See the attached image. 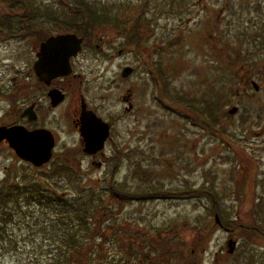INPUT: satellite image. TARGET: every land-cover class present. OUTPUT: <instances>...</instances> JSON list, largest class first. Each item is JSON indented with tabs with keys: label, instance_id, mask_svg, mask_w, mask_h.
<instances>
[{
	"label": "rangeland",
	"instance_id": "1",
	"mask_svg": "<svg viewBox=\"0 0 264 264\" xmlns=\"http://www.w3.org/2000/svg\"><path fill=\"white\" fill-rule=\"evenodd\" d=\"M29 1L36 9L76 8V0ZM85 1L114 11L122 2L118 9L125 27L139 18L142 45L138 51L129 44L126 29L104 25L93 30L94 47L85 51L80 62L89 98L104 100L108 116L119 118L109 148L114 144L121 154L113 156L108 151V163L97 168L86 159L82 162V156L61 155L59 145L51 162L36 171L4 144L0 146V180L38 178L57 164L72 172L70 179H57L62 194H71L75 186L104 189L107 182L141 195L153 193L152 189L173 193L123 205L103 198L110 213L98 221L108 232L107 264H129L130 260L112 234L138 230L169 237L180 234L164 251L166 255L163 252L170 264H264V0H147L146 5L144 0ZM20 14L22 9L13 0H0L1 20L10 17L17 22ZM19 28L17 24L12 32L0 28V78L6 80L29 61ZM11 33L16 38L8 39ZM124 67L131 72L121 78ZM157 69L164 74L161 80ZM23 78L18 77L17 83H23ZM162 81L173 96L211 105L218 125L211 120L213 129L206 130L196 124L194 114L204 117L200 108L183 114L163 107L156 99ZM252 81L259 86L257 91ZM7 85L11 91L13 85ZM127 94L132 108L123 116L121 99ZM232 106L237 110L229 115ZM0 109V115L7 109L2 102ZM59 113L58 136L73 142L68 122L63 117L59 120ZM246 171L249 178L244 182ZM200 187L214 193L215 206L207 196L181 194ZM18 208L5 225V238L0 239V264L61 263L64 250L59 231L49 226L53 214L32 204ZM215 214L223 228L215 223ZM224 222L235 229L226 228ZM118 223L125 229H117ZM241 225L256 227L258 236ZM96 239L94 244L100 241ZM229 239L235 241L231 253ZM82 240L92 242L88 236ZM91 258L93 264L99 262Z\"/></svg>",
	"mask_w": 264,
	"mask_h": 264
},
{
	"label": "trees",
	"instance_id": "2",
	"mask_svg": "<svg viewBox=\"0 0 264 264\" xmlns=\"http://www.w3.org/2000/svg\"><path fill=\"white\" fill-rule=\"evenodd\" d=\"M13 2L16 7L22 9V14L18 15L19 17L17 18V25L20 26L18 31H22L20 33L21 36L25 35L23 31H26V22L28 20L42 17L44 19H50L51 21V25L45 27L49 32L53 30L73 32L86 38L89 44L91 43V46L93 45V30L104 25H113L117 28L122 27L126 29L127 40L129 44L135 46L137 51L142 45V37L138 24L139 18L129 27H125L126 22L121 20V16L123 15L122 9H118V6L122 2L117 3L115 11L113 9H107V7H92V3L85 0H76V8L74 9L72 7H61L56 10L51 8L44 10L36 9L29 0H13ZM146 3L148 1L144 0V5ZM141 12H144L143 8ZM37 35V38L41 37L39 34ZM156 73L158 79L161 80L164 76L162 71L157 69ZM160 87V104L167 108V110L184 114L188 109L196 110L194 108H200V112L204 117L200 118L193 113L192 119L196 124L206 130L213 129L210 125L211 120H213V125H218V122L216 123L215 119L212 118L213 108L208 103L200 106L196 101L183 100L175 95L173 96L168 91V84L165 82L161 83ZM69 169L63 165L52 164L38 178H25L17 182H10L7 178L0 180V239L5 238V225L7 222L12 221L15 209L19 211L20 209L18 207L20 204H32L42 210H48L53 214L49 217V226L54 231L56 228L59 231L57 235H59V241L64 250L59 258L61 259V263L93 264L91 257H94L96 261H99L97 264H107L105 262L107 260L105 244H107L108 232L101 228L98 221L99 217L104 215L108 216V213H110L103 198L107 196L112 201L123 205L132 200L145 202L156 198H164L165 195L170 197L173 195L171 192H160L157 189H152L151 192L153 193H143L141 195L137 192H131L124 187H120L114 182H107L104 189H95L92 187L84 189L75 186L76 189L71 194L64 192L62 196V193L58 191L57 179H70L69 173L72 174V172ZM34 170L37 171L38 168ZM247 173L246 171V175L242 179L244 182L249 178L247 177ZM74 181L71 180L70 182L74 183ZM181 194L191 198H197L201 195L207 196L213 206L217 204V197L214 193H211V191L204 187L185 189ZM92 220L95 223H92ZM224 223L226 228L234 227L232 223ZM117 225V229H125L121 223ZM239 228L250 232V234L255 233L258 236L256 227L252 228L241 225ZM230 229L234 230L235 228ZM92 232H95V235ZM112 235L115 237L113 241L119 242V245L123 247L120 250L126 253V256L130 257L129 264H141L142 261L146 262V264H170L169 260H164L166 256L163 257V252L168 246L170 247L173 244L175 238L180 234L173 233L169 237V235L164 236L165 234L159 231L156 234H152L138 230L125 231L124 233L115 232ZM82 236L90 237L92 239L91 244L85 243L82 240ZM96 238H99L100 241L94 244ZM143 249L145 250L144 253ZM136 255L138 259H134ZM61 263L58 261L52 264Z\"/></svg>",
	"mask_w": 264,
	"mask_h": 264
},
{
	"label": "flooded vegetation",
	"instance_id": "3",
	"mask_svg": "<svg viewBox=\"0 0 264 264\" xmlns=\"http://www.w3.org/2000/svg\"><path fill=\"white\" fill-rule=\"evenodd\" d=\"M50 23V19H30L26 22V31H23L25 35L19 36V39L22 38L26 40L29 61L25 64L24 69L22 67L16 68L12 77L7 80L0 78V102L4 103L7 108L0 115V126H23L29 131L47 130L54 139L52 157L55 154L54 148L60 145V150H62L61 155L72 153L82 156V162L86 159L93 167L100 168L104 163H108V151H110L113 156L121 154L116 145L113 144L111 145V149L109 148L119 118L113 117L112 115L108 116V109L104 105V100H96L95 96L90 99L87 91L84 89V81L81 79L80 62L85 51L88 48L91 49V43L89 44L86 38L76 34V36L81 39L80 50L69 58L70 71L68 74L56 76L48 80H40L36 76L34 64L37 61V54L40 51L41 44L49 37L58 34L73 33L59 32L57 30L49 32L45 27H47L46 24ZM16 24L17 22L10 17L4 20L0 19V28L4 29V32H12L11 30L14 29ZM20 33H22V31ZM37 34L41 37L37 38ZM11 38L16 37L11 33L8 39ZM92 46L94 47V45ZM9 69L10 68L7 70ZM20 76L24 77L23 83H17L18 77ZM7 83L13 85L11 91ZM158 89L159 87L157 86V90ZM159 97L158 94L156 99H159ZM121 100L123 102L122 114L124 116L126 112L125 108L128 104H131L130 94L123 96ZM24 110L28 111V115L22 117ZM57 112H60L58 114L60 115L59 120H62V117L67 120L69 126L67 130L72 132L73 142L61 139L58 136L61 130L57 129L55 125L58 119ZM85 112L91 114L94 121L92 129L95 133H103L104 126H106L108 130L109 124V134L107 132L102 148L92 154L84 151L86 142L81 134L82 129L86 126V123L82 120V114ZM119 117H122V115H119ZM97 118L105 125L97 121ZM4 144L8 146L6 141L0 142V146ZM49 162H51V160ZM217 225L223 228L221 221L220 224L217 223Z\"/></svg>",
	"mask_w": 264,
	"mask_h": 264
},
{
	"label": "water",
	"instance_id": "4",
	"mask_svg": "<svg viewBox=\"0 0 264 264\" xmlns=\"http://www.w3.org/2000/svg\"><path fill=\"white\" fill-rule=\"evenodd\" d=\"M81 39L74 33L58 34L49 37L41 44L40 51L37 54V61L34 64L36 76L40 80H48L56 76L66 75L70 71L69 58L74 56L80 50ZM131 72L130 67H124L120 73L121 78H125ZM251 87L257 91L259 86L252 81ZM132 108L131 104L125 108L128 112ZM237 110L236 106L228 109L227 113L233 114ZM28 115V111L24 110L22 117ZM94 117V116H93ZM82 120L86 123L82 129L86 146L84 151L92 154L102 148L103 142L109 134L104 126L103 133H95L92 129L93 119L91 114L86 112L82 114ZM97 121L105 125L99 118ZM6 141L8 147L14 152L15 156L22 162L30 164L34 168H39L48 163L52 158V149L54 147V139L47 130L29 131L23 126H0V142ZM63 196V194H62ZM216 223L220 224L217 214L214 215ZM235 241L229 239L227 241L228 253L234 249Z\"/></svg>",
	"mask_w": 264,
	"mask_h": 264
}]
</instances>
